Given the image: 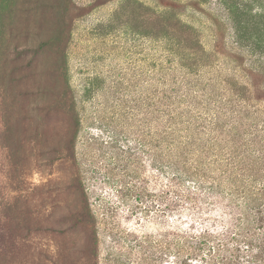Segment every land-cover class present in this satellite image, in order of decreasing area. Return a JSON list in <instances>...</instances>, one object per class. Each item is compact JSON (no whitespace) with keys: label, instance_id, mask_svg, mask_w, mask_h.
<instances>
[{"label":"rangeland","instance_id":"obj_1","mask_svg":"<svg viewBox=\"0 0 264 264\" xmlns=\"http://www.w3.org/2000/svg\"><path fill=\"white\" fill-rule=\"evenodd\" d=\"M176 2L0 0V264H172L175 229L218 231L264 193V65L235 56L214 0ZM176 19L225 45L188 67ZM184 71L203 190L174 179L159 135Z\"/></svg>","mask_w":264,"mask_h":264},{"label":"trees","instance_id":"obj_2","mask_svg":"<svg viewBox=\"0 0 264 264\" xmlns=\"http://www.w3.org/2000/svg\"><path fill=\"white\" fill-rule=\"evenodd\" d=\"M209 1L175 0L192 10H199L202 3ZM213 5L221 10L213 24L230 32L235 56L240 59L257 57L263 66L264 0H214ZM209 9L212 12V7ZM176 25L192 41L185 54L191 63L188 66L181 62L184 68L197 69L200 58H210L225 45L224 32H215L213 52L208 53L201 47L199 32L193 24L176 19ZM195 86L197 84L190 81L184 71L180 78L172 80L167 90H161L157 105L160 141L170 150L172 175L178 183L193 191L204 188L200 158L203 125L200 116L190 109L194 104L192 94L196 91L192 88ZM155 166L162 172L167 165L160 157ZM241 197L243 202L236 208L235 217L218 231L175 229L171 243L172 264H264V193L260 190L245 192Z\"/></svg>","mask_w":264,"mask_h":264}]
</instances>
